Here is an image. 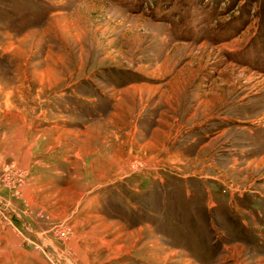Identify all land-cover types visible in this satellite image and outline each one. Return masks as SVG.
<instances>
[{
  "label": "rangeland",
  "instance_id": "rangeland-1",
  "mask_svg": "<svg viewBox=\"0 0 264 264\" xmlns=\"http://www.w3.org/2000/svg\"><path fill=\"white\" fill-rule=\"evenodd\" d=\"M18 251L264 264V0H0V252Z\"/></svg>",
  "mask_w": 264,
  "mask_h": 264
},
{
  "label": "crops",
  "instance_id": "crops-1",
  "mask_svg": "<svg viewBox=\"0 0 264 264\" xmlns=\"http://www.w3.org/2000/svg\"><path fill=\"white\" fill-rule=\"evenodd\" d=\"M110 102L107 103V106L113 108L114 107V104L113 103H110ZM83 106L87 110L90 111V110H93L91 108L94 107L95 104L84 102V105ZM142 120H143V123L145 125L149 126V128L151 130H155L160 125L159 124L160 121H158L157 119L154 120V119L148 118V116H147L146 119L143 118ZM27 254L30 255V253H25V252H22V251H18L17 254L12 253V255L10 254V252H9L8 255L5 252H0V259L1 260H10V259H13V260H15V263H13V264H26V256H27ZM32 255H33V262L32 263H29V264H40L39 261L42 262V256L40 254H38L37 252H35V253H32Z\"/></svg>",
  "mask_w": 264,
  "mask_h": 264
},
{
  "label": "built area",
  "instance_id": "built-area-1",
  "mask_svg": "<svg viewBox=\"0 0 264 264\" xmlns=\"http://www.w3.org/2000/svg\"><path fill=\"white\" fill-rule=\"evenodd\" d=\"M61 233L64 234V232L61 230Z\"/></svg>",
  "mask_w": 264,
  "mask_h": 264
}]
</instances>
